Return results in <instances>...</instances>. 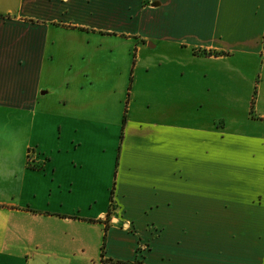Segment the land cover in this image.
Here are the masks:
<instances>
[{
  "label": "crops",
  "instance_id": "obj_1",
  "mask_svg": "<svg viewBox=\"0 0 264 264\" xmlns=\"http://www.w3.org/2000/svg\"><path fill=\"white\" fill-rule=\"evenodd\" d=\"M103 257L264 264V0H0V264Z\"/></svg>",
  "mask_w": 264,
  "mask_h": 264
},
{
  "label": "built area",
  "instance_id": "obj_2",
  "mask_svg": "<svg viewBox=\"0 0 264 264\" xmlns=\"http://www.w3.org/2000/svg\"><path fill=\"white\" fill-rule=\"evenodd\" d=\"M33 156H34V152H33L32 150H30V151L28 152V154H27V160H28V163H29V164H32V163L34 162V158H33ZM102 261H103V260H102ZM105 262H106V263L101 262V264H113V263L110 262L109 260H106Z\"/></svg>",
  "mask_w": 264,
  "mask_h": 264
},
{
  "label": "rangeland",
  "instance_id": "obj_3",
  "mask_svg": "<svg viewBox=\"0 0 264 264\" xmlns=\"http://www.w3.org/2000/svg\"><path fill=\"white\" fill-rule=\"evenodd\" d=\"M102 246V245H101ZM103 261H101V262H104V263H106L105 261L107 260V259H105L104 257H103V259H102ZM138 260H140V259H138ZM110 261V260H109ZM101 262H100V259L98 258V262H95V264H101ZM111 262V261H110ZM113 264H118L117 262H112Z\"/></svg>",
  "mask_w": 264,
  "mask_h": 264
},
{
  "label": "trees",
  "instance_id": "obj_4",
  "mask_svg": "<svg viewBox=\"0 0 264 264\" xmlns=\"http://www.w3.org/2000/svg\"><path fill=\"white\" fill-rule=\"evenodd\" d=\"M105 230H106V228H105Z\"/></svg>",
  "mask_w": 264,
  "mask_h": 264
}]
</instances>
